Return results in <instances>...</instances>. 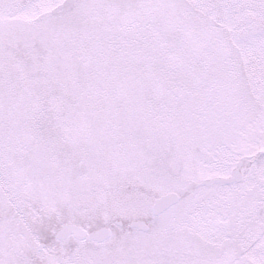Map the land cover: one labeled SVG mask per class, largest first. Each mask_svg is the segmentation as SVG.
Returning a JSON list of instances; mask_svg holds the SVG:
<instances>
[{
  "label": "snow or ice",
  "instance_id": "6c2138e0",
  "mask_svg": "<svg viewBox=\"0 0 264 264\" xmlns=\"http://www.w3.org/2000/svg\"><path fill=\"white\" fill-rule=\"evenodd\" d=\"M0 264H264V0H0Z\"/></svg>",
  "mask_w": 264,
  "mask_h": 264
}]
</instances>
